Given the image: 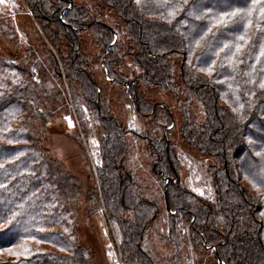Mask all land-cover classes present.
Here are the masks:
<instances>
[{
	"label": "trees",
	"instance_id": "1",
	"mask_svg": "<svg viewBox=\"0 0 264 264\" xmlns=\"http://www.w3.org/2000/svg\"><path fill=\"white\" fill-rule=\"evenodd\" d=\"M22 1L45 27L50 47L45 70L32 52L16 63L0 58V251L15 253L26 243L31 253L10 254L0 264H100L76 236L82 196L100 204L95 210L103 209L116 232L125 264H264V57L257 59L264 0L234 58L247 21L222 26L217 19L253 0ZM83 37L95 54L83 51ZM101 81L121 87L147 121L148 164L165 199L163 230L153 223L157 201L143 195L127 165V129L106 104ZM148 87L163 90L172 103L150 98ZM71 109L97 142L95 185L87 196L41 145L51 118ZM81 109L92 127L81 125ZM175 125L184 145L211 159L208 198L179 177L170 138ZM13 212L22 213L21 223L5 229Z\"/></svg>",
	"mask_w": 264,
	"mask_h": 264
},
{
	"label": "rangeland",
	"instance_id": "2",
	"mask_svg": "<svg viewBox=\"0 0 264 264\" xmlns=\"http://www.w3.org/2000/svg\"><path fill=\"white\" fill-rule=\"evenodd\" d=\"M44 28L22 0H4V3H0V58L16 63L32 52L30 55H36L42 60L43 67L40 69L45 70L48 59L45 50L50 46L47 45L48 38ZM90 42L83 37L82 47L87 54L94 52ZM91 64L96 68L94 71L95 76L97 75L96 80H101L97 61ZM101 84L106 104L127 129V165L131 167L135 178L141 184L143 195L157 201L158 212L153 223L158 229L163 230L166 217L165 199L160 180L148 164V143L144 138L147 121L133 110L130 102L124 98L121 87L102 81ZM145 93L158 102L172 103L163 90L148 87ZM174 114L177 125L179 113L176 111ZM81 115V125L92 127L84 109H81ZM176 125L170 138L174 153L179 159V177L186 188L208 198L212 188L206 167L211 159L205 153L184 145L178 138ZM41 143L48 150L50 157L78 180L83 194L87 196L95 185L94 167L99 162L97 142L93 134L85 135L72 109L68 112H58L51 118L41 135ZM244 183L249 185L247 181ZM77 203L76 236L87 248L90 260L100 264L107 261L118 263L120 257L116 250L117 234L107 225L103 209L95 210L100 204H95L84 196ZM10 257L9 251H0V260Z\"/></svg>",
	"mask_w": 264,
	"mask_h": 264
},
{
	"label": "snow or ice",
	"instance_id": "3",
	"mask_svg": "<svg viewBox=\"0 0 264 264\" xmlns=\"http://www.w3.org/2000/svg\"><path fill=\"white\" fill-rule=\"evenodd\" d=\"M0 3H4V0H0ZM258 3V0H253V5L251 7H238L236 8L234 11H230V12H223L219 18L217 19V23L220 25H225L227 24L230 20H241V21H247L246 25H245V32L244 34L240 35L238 37V41H242L243 43H239L237 42L234 47H235V52H233V58L236 57L237 55H239L242 51V48L244 47V45H246L248 43L247 40V27L251 26L252 24V20L250 19L253 16V13L256 11V4ZM171 7V6H170ZM174 15L173 11L169 12V16ZM259 15L261 19H264V6H261L259 8ZM199 18V17H198ZM211 31V29H210ZM204 37H201V40H203ZM196 46L199 47L200 46V41H196ZM230 45L226 44L224 45V48L231 50ZM224 49H221V52H223ZM260 57H264V47L261 48L260 50V56L257 57V59L259 60ZM264 70V69H262ZM208 73L211 74L212 72V68L209 67L207 69ZM260 87L264 88V81L260 82ZM235 111V109H234ZM70 123V122H69ZM71 126V123H70ZM5 187L4 185H0V188ZM19 207L22 209L23 205H19ZM22 215L21 212H13L12 215L10 217H8L7 219V223L4 225L5 229L11 230L9 226H14V225H19L21 223V220L18 219V217ZM0 219H3L2 217H0ZM26 233H28V237L32 240H34L36 243H41L42 241L37 239L34 235H31V233L29 232L28 229H25ZM37 231H44V229L39 228L37 229ZM19 251L13 253L11 249H9V253L10 254H14L17 257L21 256V255H26V254H31L29 248L27 247L26 243H22L20 245L17 246Z\"/></svg>",
	"mask_w": 264,
	"mask_h": 264
},
{
	"label": "built area",
	"instance_id": "4",
	"mask_svg": "<svg viewBox=\"0 0 264 264\" xmlns=\"http://www.w3.org/2000/svg\"><path fill=\"white\" fill-rule=\"evenodd\" d=\"M117 262H118L117 264H125V263L122 262L121 259H119Z\"/></svg>",
	"mask_w": 264,
	"mask_h": 264
}]
</instances>
